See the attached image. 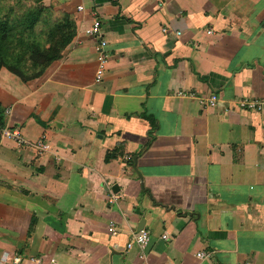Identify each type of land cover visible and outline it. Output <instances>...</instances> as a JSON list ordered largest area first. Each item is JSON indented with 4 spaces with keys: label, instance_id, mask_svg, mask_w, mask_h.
I'll return each mask as SVG.
<instances>
[{
    "label": "crops",
    "instance_id": "1",
    "mask_svg": "<svg viewBox=\"0 0 264 264\" xmlns=\"http://www.w3.org/2000/svg\"><path fill=\"white\" fill-rule=\"evenodd\" d=\"M49 1L66 48L0 71V264H264V0Z\"/></svg>",
    "mask_w": 264,
    "mask_h": 264
},
{
    "label": "rangeland",
    "instance_id": "2",
    "mask_svg": "<svg viewBox=\"0 0 264 264\" xmlns=\"http://www.w3.org/2000/svg\"><path fill=\"white\" fill-rule=\"evenodd\" d=\"M49 0H0V71L34 78L66 48L71 32ZM50 8V9H49ZM35 11L33 30L25 27Z\"/></svg>",
    "mask_w": 264,
    "mask_h": 264
},
{
    "label": "built area",
    "instance_id": "3",
    "mask_svg": "<svg viewBox=\"0 0 264 264\" xmlns=\"http://www.w3.org/2000/svg\"><path fill=\"white\" fill-rule=\"evenodd\" d=\"M88 34H90L91 36H93L96 40H97V51L99 53V66L97 69V81L99 82L104 74H105V70H106V66L108 64L109 61V53L107 51V41L105 40L103 33H102V28L100 25L99 21H96L92 28H90L88 31ZM179 95H184L183 93H179ZM211 105H214V99L212 98V100L210 101ZM247 108L246 109H250V110H259L261 111L262 109H264V102H251L248 105H246ZM0 137L4 138V137H11V138H15L16 140L19 141V143H24L23 138L21 137V133L19 131L18 128H12V127H1L0 126ZM151 239V235L150 232L148 230H141L138 233H135L131 236L128 244H127V250H131L134 247H138L142 250H144L147 245L149 244Z\"/></svg>",
    "mask_w": 264,
    "mask_h": 264
},
{
    "label": "trees",
    "instance_id": "4",
    "mask_svg": "<svg viewBox=\"0 0 264 264\" xmlns=\"http://www.w3.org/2000/svg\"><path fill=\"white\" fill-rule=\"evenodd\" d=\"M39 16H40V11H35L34 13H31L30 15H28V17L26 19L27 20V23L25 22V27L28 30H33L34 29V25L37 22ZM56 58H52L51 61L52 60H55Z\"/></svg>",
    "mask_w": 264,
    "mask_h": 264
}]
</instances>
